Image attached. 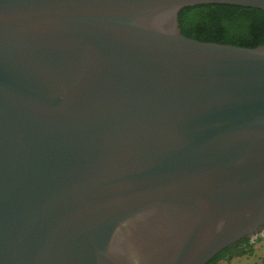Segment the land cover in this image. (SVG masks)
<instances>
[{
    "label": "water",
    "instance_id": "water-1",
    "mask_svg": "<svg viewBox=\"0 0 264 264\" xmlns=\"http://www.w3.org/2000/svg\"><path fill=\"white\" fill-rule=\"evenodd\" d=\"M0 0V264H206L264 229V44L196 4Z\"/></svg>",
    "mask_w": 264,
    "mask_h": 264
},
{
    "label": "trees",
    "instance_id": "trees-1",
    "mask_svg": "<svg viewBox=\"0 0 264 264\" xmlns=\"http://www.w3.org/2000/svg\"><path fill=\"white\" fill-rule=\"evenodd\" d=\"M179 24L184 35L201 41L246 47L264 44V10L255 7L221 3L186 6L180 11ZM250 240L245 237L229 245L206 264H218L227 254L246 253L252 246Z\"/></svg>",
    "mask_w": 264,
    "mask_h": 264
},
{
    "label": "rangeland",
    "instance_id": "rangeland-1",
    "mask_svg": "<svg viewBox=\"0 0 264 264\" xmlns=\"http://www.w3.org/2000/svg\"><path fill=\"white\" fill-rule=\"evenodd\" d=\"M250 243L252 246L246 253L221 260L218 264H264V236L253 237Z\"/></svg>",
    "mask_w": 264,
    "mask_h": 264
},
{
    "label": "flooded vegetation",
    "instance_id": "flooded-vegetation-1",
    "mask_svg": "<svg viewBox=\"0 0 264 264\" xmlns=\"http://www.w3.org/2000/svg\"><path fill=\"white\" fill-rule=\"evenodd\" d=\"M260 235L264 236V229L260 232ZM260 235H259V236H260ZM236 256H239V255H236ZM229 258H230V256H229V254H227V255H225L223 258L219 259V260H218V263H219L221 260H226V259H229Z\"/></svg>",
    "mask_w": 264,
    "mask_h": 264
},
{
    "label": "built area",
    "instance_id": "built-area-1",
    "mask_svg": "<svg viewBox=\"0 0 264 264\" xmlns=\"http://www.w3.org/2000/svg\"><path fill=\"white\" fill-rule=\"evenodd\" d=\"M259 235H260V233L259 234H257L254 238H258L259 237Z\"/></svg>",
    "mask_w": 264,
    "mask_h": 264
}]
</instances>
